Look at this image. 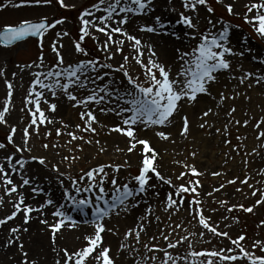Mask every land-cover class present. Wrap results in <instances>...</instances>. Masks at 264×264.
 I'll list each match as a JSON object with an SVG mask.
<instances>
[{
	"label": "snow or ice",
	"instance_id": "obj_1",
	"mask_svg": "<svg viewBox=\"0 0 264 264\" xmlns=\"http://www.w3.org/2000/svg\"><path fill=\"white\" fill-rule=\"evenodd\" d=\"M61 8L72 9L74 4L65 3V0H56ZM219 2V0H218ZM10 3V0H4L0 3V9L5 8ZM52 0H19L17 5H50ZM181 5L185 12L178 13V20L176 23L184 26L190 30L185 32V36L195 44L190 46L188 50L177 48L175 50L176 71H172V65H165L161 62L155 51V46L152 43L142 42V39L134 34L129 33L124 27L130 19V14L137 16H146L155 10L154 0H95L89 6L79 11L77 19L80 22L78 28V36L74 42L73 51L80 54L81 59L75 62L65 63L62 55L63 45L59 41H53L50 45L51 51L55 55V63L51 66L45 64V57L43 54V37L49 29L56 27L57 24L64 23L65 18L54 20L51 23L47 21L46 17L40 18L38 21L21 20L17 24H5L0 28V46L7 48L15 45L17 42H22L29 37H38V44L40 47V54L36 61L30 64L20 65V68L32 69L37 71L32 73L33 79L30 82L29 90L25 96V105H32L27 107L30 114V124L22 131V139L20 144H15L14 133L16 131L15 125H9V135L6 137L8 144H13L15 153L5 155L4 160L6 164H0V181L5 184V192L8 194L15 193L12 200L18 201L13 203V211L10 215L0 218V225L5 224L8 220L13 219L18 213H22L23 222L27 224L30 219V213H41V209L45 207L44 203L33 207L26 204L23 192H18V187L23 188L25 185H30V180L25 175H20L22 183L19 185L13 182V179L8 171L11 169L19 173L29 161H37L39 165L45 169H49L56 173L58 183L63 187L65 181L68 186L63 187V198L70 202L72 207L81 213L85 212L86 208H90L92 212V220L89 222L93 226V232L84 236L87 244L81 246L80 249L69 252L67 248H62L63 262L62 264H115V257L110 255V246L102 243V233L105 231L116 234L115 229L106 228L105 221L109 219L113 213L119 215L121 210L123 214H129L136 206L141 203L137 199V193H149L156 197L165 212L169 213L168 219L171 216L183 209L191 215V218L202 227L199 235L203 237L206 230L213 236L225 237L230 240L228 247L201 249L199 251L192 250V244L187 241L186 237L181 236L179 239H173L170 234H165L163 231L151 236H147V228L151 224L154 217L156 221H160L159 216H155L153 208L155 205L148 204L141 209L139 217L135 220L132 227H129L124 233V241L119 245L117 252L125 250L126 256L130 258L129 264H236L237 261H244L246 264H264V254L257 255L254 249H258L260 253H264V241L259 239L251 243L250 248H246L242 243L245 240V235L241 233L236 238H231L227 232L220 231L218 227L210 223L211 217L204 214L205 210L202 202L199 199V180H188L185 184H173L170 177L164 176L154 166V160L157 153L153 148L149 147V142L146 138H141L134 135L136 129L140 126L144 128H155V135L161 139L167 140L172 133L166 131L173 121L179 117L181 121L179 135L185 136L190 130V123L186 113L181 109L185 107H195L200 99L204 96L213 97L212 88L219 83L220 77L227 73L237 81L238 86L244 85L246 80L252 77L249 81L248 87L253 83L264 82V73H252L247 70L241 72L239 76L235 75L232 69V58L242 57V51L234 50L231 47L229 35L230 26L227 23L221 25L217 31L200 32L198 23V11L203 6L208 13H213L214 9L209 5V0H181ZM228 13L233 14V4L225 5ZM247 11L243 14L245 22L253 28V30L264 39V0H248L245 5ZM175 11V9H170ZM255 10V11H253ZM248 13H252L251 16ZM238 14V13H236ZM151 23H140L137 25V30L140 32H147L151 34H169L168 28L170 22L164 21L160 16H153ZM209 25H213L211 19L207 20ZM103 33L106 37L104 41L97 43V49L103 52L104 58L101 60L99 56H92L88 50L82 46L85 37L96 40L93 31ZM66 31L56 32L57 37L67 36ZM172 36L179 38L177 33L172 32ZM128 42V47L133 50L132 60L139 65L143 70L144 79H140L139 74H131L128 68L129 57L122 56L121 62L116 64L111 63L113 56L120 53L125 42ZM258 59V58H254ZM264 63V60L260 61ZM241 65L237 64L236 69H240ZM4 75V70L0 68V76ZM13 76L16 74L13 73ZM7 86V95L3 101L2 108H0V124H7L6 113L10 110L11 97L13 93V84L9 80H5ZM240 95L239 92H234L231 95L225 96L223 90H220L216 96L218 102L223 103L225 99H232L234 96ZM65 97L67 102L72 107H80L78 113L82 123L74 125L75 129L81 132L96 133V128L93 124L99 123L95 112L101 114H113L118 123L105 127L109 132L115 131L123 133L128 137L127 152H132L137 145H142L140 149H136L140 153H150V155H142L138 174L135 176L129 175L126 180L120 181L119 172L123 167H130L127 161L121 164H104L100 163L85 169H80V174L73 176L70 173L62 172L59 164L51 163L46 156L43 155H28L23 156L24 152L31 153L32 148L29 146V137L31 135L39 136V128L41 125L53 124L54 117L46 116L45 109L41 104L47 106V110L54 112L57 109L56 99ZM56 98V99H50ZM248 97L245 96V99ZM235 108H229L225 115L231 116ZM210 114H217L213 112L212 107L201 110L200 117L202 118L200 127L204 128L209 125L207 119ZM231 122V121H229ZM236 124H241V121L236 120ZM243 125L249 123L248 119L242 121ZM261 123L264 121L258 120L253 128L260 129ZM65 134L70 137L68 143L73 140H84L85 143L91 144L94 141L87 139L84 136H78L73 131H68L69 125L64 121H60ZM31 128V133L29 132ZM61 127L55 129L56 135L60 136ZM228 125L225 124L223 129L216 128L215 132L220 133L222 130L225 137H227ZM45 136L51 135V130H46ZM257 140L264 137V130L257 131ZM239 140L240 137H237ZM96 144L100 142L95 141ZM225 144L230 143L226 138ZM59 145L52 144L51 147L57 148ZM44 149H48L47 143L43 144ZM234 148L237 146H233ZM240 147H243L241 145ZM6 144L0 142V149H5ZM78 150L82 151L81 145H76ZM71 152L72 149H69ZM103 152L104 149L100 148ZM122 151V149H117ZM253 153L257 152L256 148L251 150ZM20 154L19 158L12 163L13 156ZM195 156V153H192ZM80 157L65 155L61 158L60 164L67 162V167L71 168L73 163L79 160ZM245 166H247V159L245 158ZM19 165V168L16 166ZM185 167L194 175H199L194 166L185 165ZM221 173H213V175H220ZM259 174L264 175V168L259 169ZM185 175L180 173L177 179ZM63 178V179H60ZM155 180L163 182L168 186L167 191L161 198V193L157 191L159 184L150 183ZM133 181L135 183H133ZM226 181V183H233ZM248 177L245 175L241 183H247ZM195 185V186H194ZM253 188L252 184H248ZM219 187H223L220 185ZM40 191L38 188H30V192L35 194ZM72 191L76 195L70 194ZM111 192V197L108 193ZM82 193H88L90 196H80ZM257 190L253 188L251 195L255 196ZM264 202V190L260 191L259 198L256 199L255 204L245 207L244 205H231L228 211L233 208H240L245 212L251 213L255 205ZM48 205H53L54 201L49 197L46 199ZM221 205L225 201H218ZM3 205V198L0 197V206ZM187 205V206H186ZM62 205L55 209L52 213L58 219L55 223L49 224L47 220H41V223L48 224L49 228L53 230V239L55 233L58 232L62 226L69 228L73 227V217L66 211L61 210ZM226 219V217H222ZM264 224V220L261 221ZM176 228H180L181 224L176 223ZM20 226H15L10 229V232L16 233ZM170 231L171 224L168 225ZM26 231V229H25ZM146 236L143 243L145 253L141 254L135 245H140L141 234ZM189 235H196V233H189ZM160 237L166 242L167 249H176L178 245L187 244L189 250L185 255L165 250L158 243H152ZM128 238H131L133 244H129ZM12 237L7 240V244H12ZM24 264H33L28 260L27 253L23 251V245H19ZM148 253H152L150 256ZM157 253H160L159 257ZM56 264H61L60 260Z\"/></svg>",
	"mask_w": 264,
	"mask_h": 264
},
{
	"label": "rangeland",
	"instance_id": "obj_2",
	"mask_svg": "<svg viewBox=\"0 0 264 264\" xmlns=\"http://www.w3.org/2000/svg\"><path fill=\"white\" fill-rule=\"evenodd\" d=\"M3 2L4 0H0V3ZM94 2L95 0H65V3L74 4L75 7L72 9H64L59 6L56 0H52L50 5L31 4L19 7L13 6L17 5L19 0H10V3L6 5L5 8L0 9V28L5 24H17L19 21L25 19L38 21L40 18L46 17L47 21L51 23L54 20L64 17V23L57 24L56 27L49 29L43 37L45 64L51 66L52 63H55V55L50 48L53 41H59V43L63 45L61 51L65 63L75 62L83 58L80 54L73 51L74 42L79 34L78 28L80 26L77 16L79 11ZM246 3H248V0H219V2L218 0H209V5L214 9V12L208 13L206 9L201 6L198 11V20L195 21L198 23L200 32L209 30L217 31L224 23L230 26L229 40L231 47L234 50L244 53L242 57L232 58V69L237 76L245 70L254 74L264 73V63L260 62L264 60V39L253 30L249 23L245 22L243 14L247 11L245 7ZM227 4H233V14L231 15L225 7ZM154 5V12L146 16L130 14V19L124 27L129 33L140 37L142 42L152 43L155 46L158 59L166 66L172 65V71L175 72V50L177 48L188 50L190 46L195 44V41L185 36V32L190 30L176 23L178 20V13H188L182 7L181 0H154ZM173 8L175 11L170 10ZM248 15L251 16L252 13H248ZM153 16H160L162 20L170 21V24L174 23V26L180 30V41L177 39L174 40V38H176L174 36V38L169 36L168 40L170 42L171 40L173 41L172 47H169L170 50L167 46H164L165 44L156 42L157 38H164V35L167 34L156 35L137 30V25L140 23H151V18ZM208 19L212 20L215 27L208 24ZM58 31H66L68 35L57 37L56 32ZM92 31L96 36V40L85 37L82 46L88 50L90 57L99 56L101 60H103L105 54L97 49V43L104 41L106 37L103 33L95 32V30ZM38 39L39 38H27L7 48L0 46V68L4 70V75L0 76V108H2L3 101L7 95L5 80H9L13 84L10 110L6 113L7 124H0V142L6 144L5 149H0V164L7 163V161L4 160L5 155L15 153L13 144H8L6 140L10 131L9 125H15L14 142L15 144H20L22 131L30 124L31 117L27 111V107H32V105H27L26 107L25 96L28 93L30 82L33 79L32 73L38 69L35 67L32 69H22L19 66L30 64L37 60L41 51ZM162 46L169 52L161 51L160 47ZM132 53L133 50L128 47V42L126 41L122 51L116 53L110 62L113 64L121 62L122 56L127 55L129 57L128 68L130 73L139 74L140 79L143 80V70L132 60ZM237 64L241 65L240 69H236ZM13 73L16 75L13 76ZM250 80H252V77L246 80L244 85L238 86L237 81L225 73L220 77L219 83L212 88L213 97H216L215 99L204 96L195 107H185L181 109L182 112L187 114L190 123V130L183 137L179 135L181 124L179 117L165 129L168 132L170 129L174 130L167 140L161 139L155 135V128L158 126L150 128L140 126L134 132V135L148 140L149 147L153 148L157 153V157L153 162L154 166L162 175L170 177L173 184L179 185L185 184L188 180H199V199L205 210L204 214L211 217L210 223L215 224L220 231L227 232L233 239L243 233L245 235V240L242 243L246 248H250L251 243L257 239L264 241V224H261V221L264 220V202L255 205L251 213L245 212L240 208H233L231 211H228V208L231 205L240 204L245 207L252 206L255 204L256 199L259 198L260 191L264 190V175L259 174V169L264 168V137H261L260 140H257L256 137L257 131L264 130V123H261L260 129L253 128V125L256 124L258 120L264 121V82L253 83L251 87H248ZM220 90L224 91L226 97L234 92H239L240 95L234 96L232 99H225L223 103L220 104L216 96ZM245 96L248 98L245 99ZM50 99L56 98L50 97ZM56 103L57 109L54 112L48 111L47 106L43 103L41 104V107L45 109V115L55 118L54 123L47 124V121H45V124L41 125L39 128L40 135H31L29 137L28 144L32 148V152H24V157L28 155L46 156L51 163L59 164L62 172L70 173L73 176L79 175L80 169L87 170L100 163L123 165L125 161H127L130 167H123L120 169V181L126 180L129 175L135 176L138 174L141 161L138 155H145V153L142 154L136 149H140L143 146L137 145L136 149L132 152L126 151L129 146V138L123 133H117L115 131L109 132L108 128L105 127V125L110 127L119 122L113 114L95 112L94 114L99 122L93 124V127L96 128V133L81 132L74 127L75 124L82 123L78 115L81 110L80 107H72L71 104L67 102L66 98L62 96L56 99ZM208 107H212L213 112L217 114H210L208 117L203 118L208 120L211 127L206 125L204 128H201L200 123L202 118L200 117V112L201 110H206ZM232 107L235 108V111L231 113V116H226V111ZM245 119L249 121L247 125H243L242 123ZM61 120L69 125L68 131H73L78 136H84L94 142L88 144L85 143L84 140L77 139L69 144L68 141L70 137L65 134V130L60 124ZM236 120L241 121V124H236ZM225 124L228 125L227 137H225L223 130L220 133L215 132L216 128L223 129ZM57 127L62 128L60 136L56 135L55 129ZM46 130H51V135L45 136L44 133ZM29 132L31 133V128H29ZM237 137H240V139L238 140ZM226 138L230 143H224ZM97 140L100 142L99 144L95 143ZM45 143L49 145L48 149L42 147ZM52 144H57L59 146L53 148L51 147ZM78 144L81 145L82 151L76 148ZM241 145H243V147H240ZM233 146L237 147L234 148ZM100 148H103L104 151L101 152ZM118 148L122 149V151H117ZM253 148L257 149L259 155L251 151ZM69 149H72V151L70 152ZM135 152L138 153L136 158L133 159L131 155ZM192 153H195V156H193ZM19 155L20 154H16L13 156V164H15V160L19 158ZM65 155H78L80 159L75 161L71 168H68L67 162L64 164L59 163L61 158ZM245 158L247 159V166H245L244 163ZM185 165L194 166L199 175L192 174ZM16 167L19 168V165ZM8 171L13 182L18 185L22 183L20 175H25L29 178L30 185H25L23 188L18 187L17 189L18 192H23L25 197L24 202L26 204L37 207L39 204L44 203L45 207L41 209V213L35 211L30 213V219L27 224L23 222L22 213H18L13 219L0 225V264H24L19 247L21 244L23 245V251L27 253L29 261H32L33 264H42V262H45L42 260L43 258L38 261L31 256L34 255L31 247L34 236L38 238H44L46 236L41 233L42 228H38V224L35 228L38 229L37 233H33L31 227L35 225L37 218H42L44 220L45 212L50 210L53 213L55 209L61 205L63 206L61 210L68 213L67 208L70 202L63 198V187H67L68 183L65 181L62 187L58 183L56 173L52 172L50 168L45 169L43 166L39 165L37 161H29L19 173L11 169H8ZM182 172H184L185 175L177 179ZM216 172L221 174L213 175V173ZM245 175L248 177V182L242 184L241 181L244 180ZM47 179H51L49 180V182H51L48 184L44 183L43 185V180ZM232 180H234L233 183H226V181ZM133 183L135 182L133 181ZM150 183L159 184L156 190L161 193L162 198L168 186L163 182H157L155 180L150 181ZM249 183L257 190L255 196L251 195L253 188L248 186ZM220 185H223V187H219ZM30 188H38L40 191L33 194L30 192ZM4 189L5 184L3 181H0V197L3 198V205L0 206V218L10 215L14 210L13 203L18 202L12 200V196H15V193L8 194ZM70 194L76 195L74 191ZM85 195L90 196L88 193L80 194L81 197ZM111 195L112 193L109 192L108 197H111ZM49 197L54 201L53 205H48L46 203V199ZM137 197H144L145 199L140 207V212L141 209L146 206L147 202L148 204L155 205L153 212L155 216L160 217L159 222L156 221L154 217L152 218L151 224L147 228V236L156 234L158 231L170 234V237L173 239H179L183 236L192 244V250L196 251L231 246L228 238L213 236L206 230H204L205 235L201 237L199 233L202 231V227L183 209L174 213L171 216V220H169V213L164 211L156 197L151 196L149 193H137ZM218 201H225L226 203L221 205ZM139 215L140 214L134 215L133 210L130 211L129 214H123L122 210L119 215L113 213L105 223L106 228L115 229L116 234L105 231L102 233V243L110 246L106 243L107 241L105 239V237H109V235L111 237H116L119 245L125 242L123 233L134 225ZM91 217L92 215L90 218ZM222 217H226V219H222ZM57 219V217L52 215L48 223H55ZM73 222L79 224L84 221H76V219L73 218ZM176 223L181 224V227L176 228ZM169 224H171L174 231H170L168 228ZM44 225L47 228L46 234L50 233L51 236H53V230L49 228L48 224ZM15 226H20L19 231L16 233L10 232V229ZM68 229L71 228L65 225L62 226L59 231ZM92 232L93 229L88 230V234ZM189 233H196V235H189ZM12 237H18V239H13L12 244H7V240ZM145 240L146 236L142 233L140 245H135L141 254L146 251L143 248ZM127 242L130 245L133 244L131 238H128ZM152 243H158L161 247H165V250L172 252L173 255H176V253L185 255L189 251L187 249V244L178 245L176 249H167L166 242L160 237L152 241ZM36 244L40 245L39 243ZM79 244L80 246L77 248H68L69 252L80 249L81 246L87 244V241L84 239V242ZM12 245H14L16 249L15 254L8 251V247ZM119 245L116 249L110 246V255L115 257V264H129L130 258L126 256L125 250H120L119 253L117 252ZM253 251H256L257 255L264 254L260 253L258 249H254ZM61 253L63 254L62 251ZM151 254L152 253H148L149 256ZM160 255L162 254L157 253L158 257ZM62 262L63 256L61 258V264ZM69 264H72V262L69 261ZM236 264H246V262L237 261Z\"/></svg>",
	"mask_w": 264,
	"mask_h": 264
},
{
	"label": "bare ground",
	"instance_id": "obj_3",
	"mask_svg": "<svg viewBox=\"0 0 264 264\" xmlns=\"http://www.w3.org/2000/svg\"><path fill=\"white\" fill-rule=\"evenodd\" d=\"M170 22V21H169ZM171 23V22H170ZM176 32L179 38H174L171 33L172 32ZM168 33L170 35H164L163 37L157 38L156 42L161 43V44H165L164 46L172 47V43L173 41L171 40V42L168 40L169 36L173 37L174 40L177 39L178 41H180V37H181V32L178 28H176L174 26V23L170 24L169 28H168ZM164 46L160 47L161 51H168ZM170 50V48H169ZM169 52V51H168ZM173 129H170L169 132H173ZM138 152L133 153L131 156L133 157V159L136 158ZM145 155H150V153H145ZM139 158L141 159L142 155L139 154L138 155ZM95 166V165H94ZM38 173V171H37ZM39 174V173H38ZM40 180V179H39ZM49 180L51 179H47V180H43V185L50 183ZM141 197H137V199H140ZM145 199L141 200V203L135 207V209L133 210V214L134 215H138L140 214V207L142 205V203L144 202ZM90 208H86L84 213L79 212L78 210L74 209L72 207L71 204L68 205L67 211L68 214L71 215L74 219H76V221H84L83 223H79L76 224V222H73V227H71V229L68 230H64V231H58V233L55 234L54 239L53 236H51V234H46V226L44 225V223H41V220H43L42 218H37L36 219V223L35 225H33L31 227V231H33V233H37L38 229H35L37 227L38 224V228H42V234L46 237H42V238H38L35 237L33 238V242H32V252L34 253V255H31L32 257H34L35 259H37L38 261L43 258L42 260H44L45 262H42V264H54L56 263L57 260L61 261V258L63 256V254L61 253V249L62 248H69V249H73V248H77L78 246H80L79 243L84 242V236L88 234V230L89 229H93L92 224L89 223L92 220V217L90 218V216L92 215L91 210H89ZM52 217V211L48 210L47 212L44 213V220L49 221ZM89 221V222H87ZM71 231V232H70ZM106 239V243H108L113 249H116L119 245L116 237H111L109 235V237H105ZM39 243L40 245L36 244ZM15 247L14 245L8 247V251L12 254H15Z\"/></svg>",
	"mask_w": 264,
	"mask_h": 264
},
{
	"label": "water",
	"instance_id": "obj_4",
	"mask_svg": "<svg viewBox=\"0 0 264 264\" xmlns=\"http://www.w3.org/2000/svg\"><path fill=\"white\" fill-rule=\"evenodd\" d=\"M29 38H37V37H29ZM27 39V38H26ZM18 43V42H17Z\"/></svg>",
	"mask_w": 264,
	"mask_h": 264
}]
</instances>
